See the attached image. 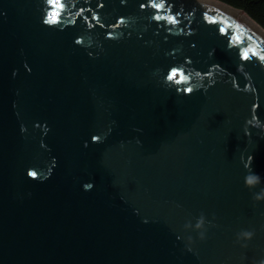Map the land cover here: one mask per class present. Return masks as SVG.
I'll return each mask as SVG.
<instances>
[{"label":"water","instance_id":"95a60500","mask_svg":"<svg viewBox=\"0 0 264 264\" xmlns=\"http://www.w3.org/2000/svg\"><path fill=\"white\" fill-rule=\"evenodd\" d=\"M155 2L0 0V264L264 261V32Z\"/></svg>","mask_w":264,"mask_h":264},{"label":"trees","instance_id":"16d2710c","mask_svg":"<svg viewBox=\"0 0 264 264\" xmlns=\"http://www.w3.org/2000/svg\"><path fill=\"white\" fill-rule=\"evenodd\" d=\"M243 11L264 30V0H216Z\"/></svg>","mask_w":264,"mask_h":264},{"label":"clouds","instance_id":"9594fccd","mask_svg":"<svg viewBox=\"0 0 264 264\" xmlns=\"http://www.w3.org/2000/svg\"><path fill=\"white\" fill-rule=\"evenodd\" d=\"M261 182H264V178H262L258 173H251L245 177V184L251 189L256 187ZM254 198L257 200L264 199V189L260 192L254 194ZM203 223V219H201V224ZM198 227L200 225H197ZM243 235L247 237H251V232H244ZM261 264H264V261H261Z\"/></svg>","mask_w":264,"mask_h":264},{"label":"snow or ice","instance_id":"6c2138e0","mask_svg":"<svg viewBox=\"0 0 264 264\" xmlns=\"http://www.w3.org/2000/svg\"><path fill=\"white\" fill-rule=\"evenodd\" d=\"M148 3L151 4L153 7H155L156 9H163L164 6H165L163 3H156L155 0H148ZM141 6L142 7H147L148 4H142ZM156 18L159 19L160 17L157 16ZM51 19L55 20L56 19V14H53V16L51 17ZM171 19L173 21H175V17H172ZM245 58H247V56H245ZM262 59H264V58H262ZM173 75H175V73ZM188 91H192V90L191 89H188ZM93 139L94 140H98L99 137L94 136ZM30 175L33 176V177H35L37 175V173L36 172H31ZM88 187H91V185H89Z\"/></svg>","mask_w":264,"mask_h":264},{"label":"bare ground","instance_id":"6f19581e","mask_svg":"<svg viewBox=\"0 0 264 264\" xmlns=\"http://www.w3.org/2000/svg\"><path fill=\"white\" fill-rule=\"evenodd\" d=\"M214 1V0H213ZM223 5V4H222ZM225 6V5H224ZM227 7V6H226ZM236 11V10H235ZM239 12V11H238ZM241 13V12H240ZM243 14V13H242ZM246 16V15H245ZM247 18H249L248 16H246ZM250 19V18H249ZM251 20V19H250ZM252 21V20H251ZM255 25H257L254 21H252ZM258 26V25H257ZM263 32H264V30L260 27V26H258Z\"/></svg>","mask_w":264,"mask_h":264}]
</instances>
